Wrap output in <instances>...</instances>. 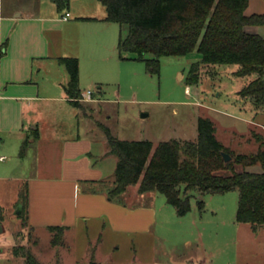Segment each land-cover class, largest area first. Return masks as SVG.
<instances>
[{"label":"rangeland","instance_id":"1","mask_svg":"<svg viewBox=\"0 0 264 264\" xmlns=\"http://www.w3.org/2000/svg\"><path fill=\"white\" fill-rule=\"evenodd\" d=\"M50 1L0 0V15L11 14L16 7L22 10L33 7L39 2L47 8ZM69 5L78 12H93L98 15L105 13L104 6L98 0H69ZM5 38L2 36L0 42L5 43ZM123 55L124 58H120L115 49L112 58L104 62L99 60V63L111 66L112 71L100 81V99L93 103V108L86 102H82V109L72 106L78 113L75 122L71 123L72 127L79 124L80 127L87 128L95 141L99 142L105 137L98 122L106 125L120 139H148L154 144L179 137L195 140L199 116L208 117L214 122L218 140H222L232 153H250L256 150L258 141L253 138L252 131L264 138V109H255L249 100L242 99L237 94L254 75H235L234 70L238 69V64L201 63L200 54L194 49L186 55L160 57L158 73L152 74L147 71L143 61L127 58L132 53L126 52ZM46 61L51 63L52 59L44 61L49 64ZM53 61L54 65L65 69L57 60ZM192 63H199L198 81L187 84L186 77ZM46 67L49 71V65ZM79 87L81 92L88 89L94 91L96 88L95 84L87 82L80 83ZM41 105L43 109H48L44 102ZM67 120L69 123L70 117ZM70 127V123H64L65 132ZM5 138L11 137L2 135L1 147L4 142L5 145L10 144ZM21 143L24 153L27 147ZM36 158L37 153H34L29 162H34ZM19 167L17 174L22 179L0 181V200L7 206L8 212L0 218V264H23L19 247L29 249L40 264H88L91 259L100 264H152L155 259L158 262L182 260L190 250L198 248L196 256L205 257L200 258V264H264V237L263 244L258 246L250 238L246 239L242 234L236 236L230 230L232 223H235L237 190L222 193H201L195 189L188 191L190 208L180 218L181 223L174 220L177 218L169 217L165 209L169 207L173 210L174 207L165 202L162 193L155 192L164 201L158 208H162L161 219L166 234L158 241L154 251L147 244L137 243L139 234L114 232L107 226H101L102 220L87 222L83 219L86 222L79 223L75 230L66 234L63 245H53L51 238L54 232L46 228L34 231L28 226L25 214L21 218L13 214L15 207L12 202L19 194L17 187L19 190L25 188L27 176L34 174L33 167L31 169L28 164H20ZM235 169L241 170V165L235 164ZM109 180H113V174ZM83 185L95 188L99 186L98 183L90 185L85 181ZM199 200L203 201L202 208H199ZM120 203L123 204L121 201ZM191 231L194 232L192 245L185 247L182 240L190 237ZM133 241L135 242L131 243Z\"/></svg>","mask_w":264,"mask_h":264},{"label":"crops","instance_id":"2","mask_svg":"<svg viewBox=\"0 0 264 264\" xmlns=\"http://www.w3.org/2000/svg\"><path fill=\"white\" fill-rule=\"evenodd\" d=\"M30 7L23 10L16 7L11 14L0 15V40L2 36L6 37L5 43L0 42V181L22 179L17 174L20 164L33 167L34 174L26 178L27 203L21 211H24L26 222L34 231L62 226L64 239L79 223L86 222L83 219L87 222L102 220L101 226H107L114 232L139 234L137 243L147 244L154 251L166 234L161 219L162 208H158L163 199L157 197V191L138 192L137 184L130 185L132 189L128 186L122 193L120 201L123 204L107 196L104 185L112 182L109 178L114 172L116 158L109 153L105 137L97 142L87 128L79 124L72 127L78 113L68 102L63 89L68 74L53 61L60 64L59 57L79 58L76 57L79 84L87 82L96 86L90 96L81 92L79 101L93 108V103L100 99V81L112 71L111 66L99 63V60L104 62L112 58L115 49L117 51L119 24L106 21V11L99 15L78 12L69 2L61 10L53 0L47 8L41 2ZM65 12L69 15L63 19ZM245 13H264V0H248ZM248 30L264 38V26H250ZM47 59H52L51 63H44ZM41 102L48 109H43ZM68 116L72 128L65 132L63 126L64 123L69 124ZM214 128L216 135L215 125ZM2 135L11 137L5 138L10 144L5 145L4 142L1 147ZM176 139L188 140L185 137ZM21 142L27 147L24 153ZM34 153H37V158L30 163ZM246 169L261 171L260 165L247 166ZM84 181L90 185L98 183L99 186H85ZM18 190L19 187L17 193ZM15 198L13 214L19 217L21 211L19 214L16 212L21 205ZM165 210L169 217H175L177 219L174 220L181 223L183 215H177L174 208ZM5 213H8L7 206L0 200V218ZM230 230L236 236L242 234L246 239L250 238L258 246L263 244L264 225L252 229L249 223L235 221ZM189 235L182 240L185 247L192 245L194 232ZM193 239L196 240L195 237ZM198 253L199 248L192 249L182 260L158 262L155 259L152 264H200V258L205 257L203 254L202 257L196 256Z\"/></svg>","mask_w":264,"mask_h":264},{"label":"trees","instance_id":"3","mask_svg":"<svg viewBox=\"0 0 264 264\" xmlns=\"http://www.w3.org/2000/svg\"><path fill=\"white\" fill-rule=\"evenodd\" d=\"M58 10L69 0H53ZM106 11L105 20L119 24L117 52L132 53L131 59L143 61L150 73H158L159 58L186 55L194 49L204 64H238L237 76L255 75L237 94L249 100L255 109H264V38L248 30L264 26V13L246 14L248 0H98ZM122 32H125L122 34ZM128 58V57H127ZM68 74L63 89L68 102L79 109L78 59L59 57ZM199 63H192L187 84L198 81ZM109 153L116 157L113 180L104 185L110 199L120 201L130 185L138 192L157 191L181 216L190 208V190L222 193L237 190L235 221L249 223L252 229L264 225V138L252 131L258 141L250 153H232L215 135L212 120L197 118L195 140L169 138L154 144L148 139H120L99 123ZM23 152V151H22ZM230 155L224 161L222 153ZM241 165V170L235 169ZM258 164L261 171L247 170ZM226 171V173H221ZM104 181H102L103 183ZM27 203V189L21 188L18 204ZM199 208L203 201L199 200ZM24 211H21L19 218ZM62 226H48L53 245H63ZM23 264H40L32 252L19 247ZM88 264H99L91 259Z\"/></svg>","mask_w":264,"mask_h":264},{"label":"water","instance_id":"4","mask_svg":"<svg viewBox=\"0 0 264 264\" xmlns=\"http://www.w3.org/2000/svg\"><path fill=\"white\" fill-rule=\"evenodd\" d=\"M222 156H223V159H224V161H228V160H230V155L229 154H227L226 152H223L222 153ZM20 211H21V206H19L18 207V209H17V212L16 213H20Z\"/></svg>","mask_w":264,"mask_h":264},{"label":"built area","instance_id":"5","mask_svg":"<svg viewBox=\"0 0 264 264\" xmlns=\"http://www.w3.org/2000/svg\"><path fill=\"white\" fill-rule=\"evenodd\" d=\"M68 15H69V13H68V12H65V13L63 14L62 18H63V19H66V18L68 17ZM85 93L87 94V96H90V95L92 94V90H89V89H88Z\"/></svg>","mask_w":264,"mask_h":264}]
</instances>
